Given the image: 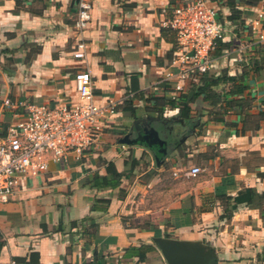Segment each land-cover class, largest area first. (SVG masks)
I'll return each instance as SVG.
<instances>
[{
  "label": "crops",
  "instance_id": "1",
  "mask_svg": "<svg viewBox=\"0 0 264 264\" xmlns=\"http://www.w3.org/2000/svg\"><path fill=\"white\" fill-rule=\"evenodd\" d=\"M188 1L91 0L93 18L83 35L87 57L79 60L77 0H0V134L28 103L77 102L79 70H90L99 104H116L96 149L51 161L0 204V264H168L158 236L201 241L216 250L218 264H264V197L238 204L230 218H221L224 204L213 197H234L249 187L264 195V118L258 129L244 133L230 125L240 128L246 114L255 121L264 110V68L244 82L240 97L251 98V107L230 108L225 120L214 119L225 103L212 105L203 95L189 102L188 115L180 102L171 107L167 101L179 81L183 92L201 81V74L181 79L172 66L176 37L163 26L173 7ZM214 2L228 27L224 41L233 44L214 52L212 72L240 75L246 63L236 45H245L248 62L262 58L254 45L264 41L252 23L264 13V0L240 4L252 33L239 36L227 0ZM157 97L165 104L162 111ZM151 127L161 142H122ZM108 162L124 174L121 186H90L88 176L106 174ZM195 165L203 172L186 175ZM93 220L98 234L84 235ZM144 245L152 248L141 255L132 250Z\"/></svg>",
  "mask_w": 264,
  "mask_h": 264
},
{
  "label": "built area",
  "instance_id": "2",
  "mask_svg": "<svg viewBox=\"0 0 264 264\" xmlns=\"http://www.w3.org/2000/svg\"><path fill=\"white\" fill-rule=\"evenodd\" d=\"M92 10L91 0L78 2L75 28L80 39L74 57L79 60L87 57L83 35L92 21ZM218 10L213 0L181 2L163 21V26L175 33L177 49L172 66L179 69L181 79L212 71L218 42L224 40L228 32V27L218 19ZM162 13L168 14L167 7ZM263 23L264 13L261 12L252 23L261 41H264ZM236 46L239 61L248 64L243 56L245 45ZM75 87L77 102L28 103L21 117L0 134V204L10 201L27 178L47 171L51 161H66L72 153L80 158L100 145L107 121L116 113V104L102 105L96 101L90 70L76 73ZM183 91L184 84L179 81L172 96L176 98ZM4 102L11 104L8 98ZM202 172L197 165L185 171L189 176Z\"/></svg>",
  "mask_w": 264,
  "mask_h": 264
},
{
  "label": "trees",
  "instance_id": "3",
  "mask_svg": "<svg viewBox=\"0 0 264 264\" xmlns=\"http://www.w3.org/2000/svg\"><path fill=\"white\" fill-rule=\"evenodd\" d=\"M215 1V0H214ZM259 0H227V5L229 6L231 13L228 16V19L231 22V25H234L235 32L239 36L241 32L248 31L252 33V28L248 26L243 20V9H241L240 4H257ZM218 19L227 26L224 22L223 16L219 13L218 10ZM264 28V23H263ZM164 29L171 30L170 28L164 27ZM233 44V41H224L220 40L216 47L217 54H220L224 48H229ZM258 46L257 51L262 54V58L257 57L255 59L249 60L248 64L244 71L240 75H230L227 69L222 70L220 73H214L212 71L201 74V81L199 84H196L192 87L189 92H182L179 97L168 99L167 103L170 104L171 107L177 105L180 102L181 111L183 114L188 115L190 112L189 102L196 100L199 96L203 95L207 101L212 105L223 104V111L220 113V116L214 118L216 120H225L223 114H225L230 108H250L252 105L251 98L248 97H240L247 89V85L244 83L246 78L249 76L251 71H260L264 68V44L254 45ZM177 49V43L175 40V47L173 50V54ZM173 57V56H172ZM263 64V65H262ZM221 86V90H217L216 87ZM236 96V97H235ZM240 97V98H239ZM160 106L158 108L162 111L163 106L161 98H154ZM242 118L241 127L239 128V124L232 123L231 126H235L238 129V132L244 133L247 130H256L260 127V120L264 118V110L258 114V119L254 121L252 118L247 116ZM254 121V124L250 122ZM107 173L102 174L99 171L92 173L88 176L87 182L90 186L95 187L97 189L104 188H119L122 184L124 174L118 171L116 165L113 162L107 163ZM264 195L259 194L255 188H246L238 192L236 196H230L225 192H216L214 194V201L217 199L221 200L222 204H224L225 210L221 215V218H230L233 215L234 210L238 207V204L242 202H247L248 204H253L257 200H259ZM213 201V202H214ZM99 231V224L93 220L91 225L87 228H84L83 234L95 237ZM152 246L144 245L139 248H133L138 255L143 253V250L151 249ZM97 255V252H95Z\"/></svg>",
  "mask_w": 264,
  "mask_h": 264
},
{
  "label": "water",
  "instance_id": "4",
  "mask_svg": "<svg viewBox=\"0 0 264 264\" xmlns=\"http://www.w3.org/2000/svg\"><path fill=\"white\" fill-rule=\"evenodd\" d=\"M138 141H146L149 144L161 142L159 131L154 127L145 128L144 133H140L135 139H132L130 134L122 139V142L127 143ZM155 242L168 264H218L216 250L201 241L192 242L158 236L155 237Z\"/></svg>",
  "mask_w": 264,
  "mask_h": 264
}]
</instances>
